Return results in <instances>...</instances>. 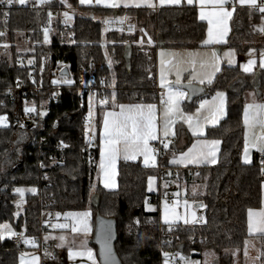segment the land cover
Here are the masks:
<instances>
[{"label": "trees", "instance_id": "1", "mask_svg": "<svg viewBox=\"0 0 264 264\" xmlns=\"http://www.w3.org/2000/svg\"><path fill=\"white\" fill-rule=\"evenodd\" d=\"M67 8L77 10L69 28L60 19H54L55 12ZM5 13L0 3V33H4L0 35V116H6L8 121L7 127H0V225H12L15 233L25 228L36 242L40 239L45 242L51 256L44 257L43 264H70L65 249L42 239L40 219L48 210L64 213L90 209L94 226L112 221L115 232L112 248L121 264H164L162 250L170 245L164 243L168 234L177 235L179 240L173 247L186 257L196 253L201 258L211 251L216 254L218 264H246L244 252L253 239L259 240L260 252L264 251V235L248 233L249 210L262 206L260 155L255 154L250 165L242 161L245 96L252 91L259 96L264 94V70L259 67L252 73H244L239 66L225 65L211 84L197 85L203 90L191 95V103L183 104L184 110L191 112L199 100L218 91L227 94V117L206 134L208 139L221 140L219 163L215 167L191 171L170 168L169 151L159 159V166L177 171L172 179L185 184V200L207 205L206 224L192 227L176 224L172 225L175 230L170 231L161 222L160 209L147 211L145 202L148 204L152 198L148 194V179L159 176V171L140 162H120L116 191H106L97 184L102 113L111 107L113 95L108 93L109 104L96 112L99 130L96 145L89 149L92 160L85 150L88 142L82 125L87 110L80 103L77 86L62 87L53 114L43 117L37 114L36 123L26 121L24 108L36 105L39 111L51 96L54 57L64 58L77 79L83 71L94 72L97 79L106 76L110 82L113 76L116 105L156 102L153 91L158 76V50L198 48L206 38L208 26L200 21L196 7L184 4L156 11H114L81 7L78 0H66V4L53 0L38 6L34 2L23 7L16 3L7 11L6 20ZM125 14L127 21L136 26L135 34L105 32V20L120 19ZM261 15L248 7L236 8L228 42L219 50L234 49L241 57L253 49H263L264 33L255 30ZM47 25H50L49 44L44 40L43 27ZM27 30L32 37L29 44L23 39ZM141 40L143 44L139 43ZM128 45L132 47L130 61L124 58ZM50 57L44 92L28 97L17 92L11 100L9 91L16 81L29 82L30 68L18 61L34 59L40 64L42 58ZM178 130L181 134L186 128L179 125ZM59 140L66 145L64 159L56 147ZM18 187L36 188L37 192L26 194L24 213L16 220L20 195L14 189ZM92 246L100 261L98 244L94 241ZM22 253L12 239L0 240V264H19ZM260 262L264 264V256Z\"/></svg>", "mask_w": 264, "mask_h": 264}, {"label": "snow or ice", "instance_id": "2", "mask_svg": "<svg viewBox=\"0 0 264 264\" xmlns=\"http://www.w3.org/2000/svg\"><path fill=\"white\" fill-rule=\"evenodd\" d=\"M28 0H0V3L13 5L14 3H18L20 5H25ZM80 4H92L93 0H79ZM96 5L103 4L106 7L117 8L120 7L121 3L125 8L128 7H148L151 9H155L157 6H165V5H181L182 0H94ZM195 0H186L188 5H193ZM200 6L199 19L205 20L209 19L211 15L214 17V22L216 24V31L213 33V29L209 28V37L210 39L215 36V42L221 43L223 41V37L229 31L228 21L233 17V12L235 11V5L239 4L240 6H248L252 10H256L261 13V19L264 21V0H198ZM39 4H47L51 3V0H38ZM61 3L66 4V0H61ZM208 4H211L215 9L212 13H207L205 8ZM232 4L233 7L229 9L227 5ZM49 20H51L52 13L49 12ZM66 18L70 19L69 13L65 12L63 14ZM127 17L120 18V23H123ZM109 21H105L108 23ZM213 20L209 19V24H212ZM134 26L129 25V31H132ZM262 33H264V24L260 26L258 29ZM48 29H44V40L48 41ZM144 32L143 29L140 30ZM0 35H4V33H0ZM147 35V33H145ZM139 43L143 44V40L139 41ZM148 43L151 44L152 41L149 38ZM205 44L209 43L208 40L204 41ZM7 47V45H5ZM163 56L164 53L162 52ZM229 57H231L232 53H226ZM213 74L208 76H202L199 71H197L195 67V62L191 61L192 71L188 78V83L186 85L181 83V74L183 71H186L184 67V61H169L167 66H165V61H161V79L162 83L165 79V72H175L176 79L175 81L169 83V93L168 100L164 103L166 104L165 108V116L166 119L163 122V136L169 137L175 136L176 133L171 131V125L174 123L173 117L176 115H180L181 118L188 123L189 128L192 129L193 135H203V126L204 124H210L212 126L217 125L220 120L226 115L225 109V93L218 91L216 95L212 98V101L209 102L207 100H202L200 102V107L197 109V114L195 118L193 116H183L177 105L179 101L184 99L185 97H189L191 94H194L198 91H202L203 89L199 88L193 81H196L199 85H203L206 82L211 84L213 82V75L215 72H219L220 68L215 66V60L217 57L215 53H213ZM31 63V61H29ZM233 63L232 59H228V64L231 65ZM255 60L249 59L247 64L242 65L244 72H251L252 67L255 65ZM261 68H264V53H261L260 57V65ZM73 81L68 80L66 83L71 84ZM103 83V82H102ZM19 86V84L17 85ZM187 88L189 91L185 92L183 89ZM94 95V94H93ZM113 101L115 99L114 95L112 97ZM92 96H90V106H89V118L92 116V107H91ZM101 104H106L107 100L102 99ZM155 105H119L120 111L119 113L107 112L105 114V118L103 121V133L101 137V145H100V156H101V170L105 175L104 187L105 188H114L116 187L115 181L113 180L115 173V164L116 161L120 158H123L125 161L135 160L137 156L143 155L144 157V165L148 166L149 164L155 166L156 165V157L153 154V150L150 149L149 141L156 140L157 135L154 126V118H153V110L155 109ZM204 110V113L201 112ZM24 112L26 115L35 113V107L24 108ZM41 117L46 115L44 112L37 113ZM243 122L245 126V136H244V153L242 157V161L245 164H250V149L255 148L257 152H259L262 156L260 161V171L264 174V103H248L244 108V116ZM7 117L0 116V127H7ZM23 127V125H21ZM256 127L261 129L260 134H256L254 131ZM249 130L251 131V135L249 134ZM87 131V129H86ZM171 141H167L163 143V148L168 149L169 143ZM221 140L219 139H204L199 144H194L191 148L188 149L187 152L181 153L179 158H174L169 161L172 164H216L218 161V152L220 151ZM62 146L63 142H61ZM43 166V165H41ZM155 178L149 177V190H151L152 182ZM28 191L32 193H36V188H30ZM14 192L19 194L21 197L24 195L25 189L23 188H15ZM196 187H193V193L195 194ZM19 204L17 207L19 208ZM184 206L186 212L181 215L176 213L173 209L168 207V204L165 203L163 208V215L161 220L164 224L169 226V230H171L172 225L178 221L183 220L184 224L190 223H204L207 221L203 215H197V208L203 209L206 208L207 205L203 203H195L189 204L187 200L184 201ZM145 208L148 210L150 205L145 202ZM59 215V213L57 214ZM66 218L71 217L72 225L71 231L73 233H84L85 236L91 231L90 224L88 222L90 217V212L83 213H66L64 214ZM249 229L251 232L252 228V217H258V224L260 226L261 234H264V211L259 213H253L249 210ZM139 224V220L136 221ZM60 228L68 227L67 224L58 225ZM0 240L4 239V234L8 233L10 236L16 235V233L12 230V228L5 224L0 225ZM112 229L110 222L101 221L96 233L97 242L100 243V256L103 259L104 264H118L116 257L113 254L111 240H112ZM61 241L64 240L63 237H60ZM28 242V241H26ZM164 243H170V241H165ZM58 246H63L58 245ZM80 251L73 252L71 249L69 250V258L73 255L84 256L87 255L89 259L93 261V264H96L94 254L90 248L87 247V240H82L80 243ZM207 255V254H206ZM264 256V251L260 252L256 259H260ZM164 264H169L170 254L167 252L163 253ZM182 260L185 261V264H198V262L191 261L187 257H181ZM23 264V260H22Z\"/></svg>", "mask_w": 264, "mask_h": 264}, {"label": "crops", "instance_id": "3", "mask_svg": "<svg viewBox=\"0 0 264 264\" xmlns=\"http://www.w3.org/2000/svg\"><path fill=\"white\" fill-rule=\"evenodd\" d=\"M53 1V0H51ZM28 2H34L37 5H40L38 3V0H28ZM27 2V3H28ZM79 2V0H78ZM155 2V0H154ZM188 5L186 3V0H182L181 5ZM79 5L81 7H89V8H102V9H107V10H114V11H118V10H129V9H150V10H159L161 8L164 7H175L177 5H165V6H157L155 9H151L148 7H128L125 8L123 6V4L121 3L120 7L117 8H111V7H106L103 4L101 5H96L94 0L92 4H80ZM179 5V6H181ZM189 6H194L197 8L198 10V16L200 13V6H199V2L198 0H195L193 5H189ZM227 7H229V9H231L233 7L232 4L227 5ZM241 8V7H248V6H240L239 4L235 5V10L236 8ZM249 8V7H248ZM205 11L207 13H212L213 11H215V9L212 7L211 4H208L205 8ZM65 12L69 13V17L70 19L66 18L63 14ZM235 11L233 12V17H234ZM57 16L59 17V19L61 20V22L63 24H69L72 25L74 23V19H75V11L71 8H67L64 11H61L57 14ZM233 17L227 22L228 23V27H229V31L227 32V34L223 37V41L221 43H216L215 42V36H213L211 39L209 37V28L211 27L213 29V33H215L216 31V24L214 22V17H212L211 15L209 16V19L213 20L212 24H209V19H205V20H200L202 22H205L208 26V30H207V35L204 41L208 40L209 43L205 44L204 41L202 42L201 46L198 48H192V49H171V48H162L159 49L157 52V72L158 77L161 79V61H165V66H167L168 62H176L178 60L180 61H184V67L186 68V71H183L181 74V82H184V77L187 76V74H190L192 71V64L191 61L195 62V67L197 69V71L200 72V74L202 76H208V75H212L213 74V53H215V56L217 57V59L215 60V66L221 69L223 68V66H239V68L241 67L242 63H247L249 59H253L255 60V62L257 63L256 68H254V66L251 70V72H244L243 69H240L241 71H243L244 73H252L254 72L258 67L262 70H264V68H261L260 65V56L261 53H264V48L261 50H256L253 49L251 50L248 54L243 55L241 57H239V61L237 62L236 59H232L233 63L231 65L228 64V61L225 57V55H223L224 53H230V51H234L228 48H223L222 50H219L218 47H224L227 42H228V38L229 35L231 33V22L233 20ZM259 26V23L255 25V30L256 27ZM257 32H260L259 30H256ZM50 34V32H49ZM50 40H51V36H50ZM194 51V52H193ZM197 51V52H195ZM200 51V52H199ZM164 53V55L162 56L161 53ZM192 53H199V54H195L197 55V59L193 56L194 54ZM219 53V54H218ZM236 53V52H235ZM221 54V55H220ZM254 54V56H252ZM229 57V56H228ZM231 58V57H229ZM237 63V64H236ZM236 64V65H235ZM258 66V67H257ZM219 71V72H220ZM219 72H215L213 75V81L216 77V75ZM165 79L162 83V79L160 80V84L162 87H164L166 89L165 91V95L163 96V99L160 102H154V103H149L152 105H155V109L153 110V118H154V126H155V131H156V135H157V139L156 140H151L149 141V146L150 149L152 150V146L155 145L158 142L161 141H167V140H171V145H170V149H169V161H171L174 156L176 158H179L181 153L183 152H187L189 148H191L194 144H199L201 141H203L204 139H208L206 138V134H207V130L209 128L212 127H216L218 126L226 117H227V94L225 93V109H226V115L220 120V122L215 125L212 126L210 124H204L203 126V135H193V131L192 129L189 128L188 123H186L180 115H176L173 117L174 123L171 125V131L175 132L176 135L175 136H169V137H164L163 136V122L166 119L165 116V108H166V104L164 103L165 101L168 100V93H169V87L167 88V86H165V84H169L170 82L175 81L176 76H175V72L171 71V72H165ZM189 77V76H188ZM194 84H198L196 81H193ZM208 83L206 82L204 85H207ZM185 92H187L185 90ZM216 94H214L213 96L209 97V98H205L202 100H207L209 102L212 101V98L215 96ZM263 95V96H262ZM186 98V97H185ZM246 98V104L248 103H264V94H261L260 96L252 91L246 94L245 96ZM202 100H199L197 102V106L196 108L191 111V112H187L186 110H184L183 108V104L186 102H184V99H182L181 101H179L177 107L180 110V112L182 113L183 116H193L195 118L196 114H197V109L200 107V102ZM149 104H141V103H136V104H122L125 106H129V105H149ZM120 108L119 105H111L110 108L105 109L102 113V121H101V127H100V133H99V145H101V137H102V133H103V121L105 118V114L107 112H113V113H119ZM202 113H204V110H201ZM193 113V114H191ZM206 114V113H204ZM183 125L186 128L185 132H181V134L179 133L178 127L179 125ZM246 131V129H245ZM251 131L249 130V134L251 135ZM256 134H260L261 133V129L259 127H256L255 130ZM190 138H192V140H190ZM211 140V139H209ZM220 151H221V144H220ZM220 151L218 152V161L216 164H201V165H195V164H172L169 163V167L170 168H174L176 170H199L200 168L203 167H215L218 163H219V158H220ZM244 153V150H243ZM255 154H259L260 157L261 154L259 152L256 151L255 148L250 149V158H251V163H253V158ZM243 157V154H242ZM121 161H125L123 158H120L116 161L115 164V175L113 177V180L115 181L116 187L114 188H105L104 187V180H105V175L103 173V171L101 170V156H100V146H99V166H98V175H97V184H99L100 187H102L104 190L106 191H116L118 189V170H119V164ZM159 159H156V165L153 166L151 164H149L148 166L144 165V157L143 155H139L137 156V158L135 160H128L126 162H140L143 166L148 167V168H156L158 169L159 167ZM245 164V163H244ZM250 164H246V165H250ZM155 179L152 182V187L151 190H149V183H148V194L150 196L156 197L158 195H160V197H162L163 195H165V190H163L164 184L162 183V181L159 180L158 176H152ZM149 181V179H148ZM175 183V201H176V205L174 206H169L170 209H173L176 213H179L181 215H183L186 212L185 206H184V201H185V195H186V187L185 184L183 183ZM162 203V202H161ZM161 203H151L148 202V205L154 207V209H152V211L150 212H154V211H159L160 209V215L162 217L163 215V209H161ZM189 204H194V202L188 201ZM196 203V202H195ZM180 205V206H179ZM196 213H197V209ZM90 212V217H89V224L91 227V231L87 234V236H85L84 233H73L71 231V225H72V219L71 217L66 218L64 214L66 213H83V212ZM253 213H259L261 211H264V174L262 176V206L259 209H254L251 210ZM249 213V212H248ZM198 215V214H197ZM60 223L61 224H67L68 227L63 228L60 231H51L50 233L45 234L44 236H42L43 240H46L48 242H51V244H53L54 247H57L58 249H65L67 251V254L69 253V250L71 249L73 252L76 251H80V243L82 240H87V247L90 248L94 254V258L96 261V264H100V261L98 260L97 256H96V251L94 250L92 244L94 243V240L92 238L94 232H95V226H94V222H93V213L91 210H85V211H68V212H64V213H60ZM162 222V220H161ZM163 223V222H162ZM164 224V223H163ZM176 224H182L184 226H196L198 224L201 223H190L185 225L183 220H178L176 221L173 225ZM166 225V224H164ZM248 233L250 236H262L264 234H261L260 232V226L258 224V217L253 216L252 217V228H251V232L249 229V216H248ZM60 237H63L64 240L61 241ZM63 245V246H58V245ZM260 242L259 240L253 239L251 241H249L247 248L245 249L244 252V256H245V260L246 258H250L251 256H253L254 258L258 256V254L260 253ZM69 257V254H68ZM44 257L42 256V254L39 251V243H32L31 248H29L28 250L23 251V253L20 255L19 258V264H22V260H23V264H43V259ZM258 261V264L260 263V259H256ZM70 264H93V261L91 259H89L87 257V255L84 256H79V255H73L71 258H69Z\"/></svg>", "mask_w": 264, "mask_h": 264}, {"label": "built area", "instance_id": "4", "mask_svg": "<svg viewBox=\"0 0 264 264\" xmlns=\"http://www.w3.org/2000/svg\"><path fill=\"white\" fill-rule=\"evenodd\" d=\"M18 4V3H17ZM16 3L13 5H7L1 3V8L6 11L4 20L8 18V13L7 11L14 7ZM20 5V4H19ZM24 5H20V7H23ZM35 6H38L35 4ZM57 13L55 12L54 15ZM123 17H127L125 14ZM105 21H109L108 23L104 22V30L105 32L108 33H124V34H129L133 35L136 33V26L134 24H131L127 21V19L123 22L120 23V19L117 18H110ZM129 25L134 26L132 31H129ZM65 28L71 27L69 24H64ZM47 28L50 30V25L44 26L43 29ZM50 31H48L49 33ZM31 34L30 31H25L23 34V39L26 44L31 43ZM52 58H44L41 60V63L39 64L36 60L31 59L26 61L25 59H20L18 62L22 66H27L30 68V76H29V82H26L24 80H17L15 85L10 89L9 91V97L11 100H14L15 94L17 92H21L24 96H31V95H37L39 96L42 92L45 90V77H46V68L48 65H50ZM31 61V63H29ZM93 64H95L93 62ZM67 68L70 76H64L62 75V71ZM52 74L54 76L53 80L55 82H59L60 85H54L52 88V93L50 98L43 102L44 105L39 109H37L36 105H33L36 109L35 113H31L26 115V121L28 122H33L36 123L38 122L39 117L37 116L38 112H44L46 115H50L54 113V107L59 104L60 102V94L62 91V87H74L77 86V94L80 98V103L82 106H84L87 110L85 116L82 119V125L85 129H87L88 137H89V142L88 145L86 146L85 150L89 155V159L92 160L93 155L90 153V147L96 145V135L98 133V126L96 123V112L97 109L100 108H105L109 104V96L108 93L111 94L113 91H115V86L114 83L112 86L110 85L109 78L106 76H103L99 79H97L96 75L94 72H87L83 71L79 78H76L75 73H73L71 65L66 62L64 58L57 59L55 58V62L52 68ZM63 80L68 81L71 80L73 81L71 84L64 82L62 84ZM103 82V83H102ZM19 84V86H17ZM166 89L161 86L159 77L157 76L154 81V91H153V99L156 102H160L163 99V96L165 95ZM94 94V95H93ZM90 96H92V101H91V107H92V116L89 118V106H90ZM106 99L107 103L106 104H101V100ZM30 106V107H33ZM45 116V115H44ZM169 141V140H167ZM164 141V142H167ZM171 141V140H170ZM61 140L57 141L56 147L59 150L62 159H64V153H65V146L61 145ZM171 144V142L169 143ZM64 145V142H63ZM170 149V145L168 149L163 148V143L158 142L155 145L152 146L153 154L155 155L156 159H161L165 157ZM262 157H259V160L261 161ZM159 171V180H164L165 184L163 187V190H165V195L160 197V195L151 198L149 202L151 203H161L165 202L169 206H174L176 205L175 201V183L172 177L176 175V170H170L169 168H166L165 166H159L158 167ZM47 206V205H46ZM161 208V207H160ZM206 208L200 209L197 208V214L203 215L205 214ZM59 213V215H57ZM60 212L54 211V210H48L44 214V216L40 219V233L43 235L50 233L51 231H60L63 228L58 227L60 225ZM169 230V229H168ZM175 226L171 227L170 231H174ZM12 241L23 251L28 250L31 248L32 243H36L35 239L29 234V231L26 229L16 233L12 238ZM179 240L177 235H170L168 234L166 236L165 241H170V243H165V244H170L167 248L162 250V252H167L170 254V260L169 264H185V261L181 259V257H186L183 253L179 252L177 249L173 247V243ZM28 241V242H26ZM39 243V251L42 254L43 257H49L51 256L50 250L47 248V244L45 242H42L41 239L38 241ZM188 258V257H187Z\"/></svg>", "mask_w": 264, "mask_h": 264}, {"label": "rangeland", "instance_id": "5", "mask_svg": "<svg viewBox=\"0 0 264 264\" xmlns=\"http://www.w3.org/2000/svg\"><path fill=\"white\" fill-rule=\"evenodd\" d=\"M71 9H73L75 12H77V10H75L74 8H71ZM54 19L56 20V19H59V17L58 16H55L54 15ZM262 24H264V21H262V19L260 20V22H259V26L258 27H256V30H258L259 28H260V26L262 25ZM73 25V24H72ZM50 31V30H49ZM259 33H262L261 31L259 32ZM46 44H49L50 43V34L48 33V41L47 42H45ZM228 49H230V48H228ZM231 50H234V49H231ZM194 52V51H193ZM195 52H197V51H195ZM200 52V51H199ZM236 51L234 50V51H230V53H232V55H231V59H236L237 60V62L239 61V56L237 55V53H235ZM192 54H194L193 56L197 59V55H195V54H199V53H192ZM219 54V53H218ZM226 53H224L223 55H225ZM221 55V54H220ZM252 56H254V54L252 55ZM225 57H226V59H227V61H228V59H229V57H228V55H225ZM261 57V56H260ZM42 59H44V58H42ZM237 64V63H236ZM235 64V65H236ZM245 64H247V63H242L241 64V66L242 65H245ZM256 65H257V63H255V65H254V68H256ZM109 66H111V63H109ZM258 67V66H257ZM254 68H252V69H254ZM240 69H243L242 67H240ZM110 70H111V68H110ZM111 73H112V70H111ZM159 74V73H158ZM190 74H187V76L186 77H184L183 79H184V82H181L182 84H184V85H186L187 83H188V76H189ZM45 79H46V77H45ZM111 82H110V85L112 86V84L113 83H116V80L114 79V77L112 76L111 78ZM160 79V78H159ZM161 80V79H160ZM63 83L62 84H64V82H66L65 80H63L62 81ZM171 83V82H170ZM194 83V82H193ZM53 84L54 85H60L59 84V82L57 81V82H55L54 80H53ZM169 85V84H168ZM168 85L167 84H165V86H167V88H168ZM196 85H199V84H196ZM204 85V84H203ZM184 91L186 90L185 88L183 89ZM187 91V90H186ZM188 92V91H187ZM115 94V91H113L112 93H111V95H114ZM189 99V97H186V98H184V102L185 101H187ZM110 104H112V106L113 105H115L116 104V102L115 101H113V100H111V103ZM191 114H193V113H191ZM7 123H8V121H7ZM182 125V124H181ZM86 130V129H85ZM88 131H86V139H87V142H89V137H88ZM169 145H171V144H169ZM27 193H32V192H30V191H28V189H25V192H24V195L21 197H19L18 198V200H17V202H16V204H19L20 206H19V208L17 207V212H16V214H15V218H16V220L17 219H19L20 218V216L24 213V210H25V207H26V194ZM164 205H165V202H162L161 203V209H163L164 208ZM180 206V205H179ZM152 209H154V207H152V206H150V208L147 210V211H152ZM88 210H90V209H88ZM107 222H110V224H111V227H113V222L112 221H107ZM100 224V223H99ZM99 224H98V226H99ZM3 225H5V224H3ZM7 225H9L11 228H12V230L15 232V229L13 228V226L12 225H10V224H7ZM98 226H95V232H94V234H93V236H92V238H93V240L97 243V241H96V230H97V228H98ZM25 229V228H24ZM2 230V229H1ZM13 236H10L8 233H5L4 234V239H7V238H12ZM182 254V253H181ZM207 254V255H206ZM183 255V254H182ZM238 257V256H237ZM188 259H190L191 261H195V262H198V264H218V261H217V258H216V254L214 253V252H211V251H208V252H206L205 254H204V256L203 257H198V255L196 254V253H190L189 255H188ZM238 260V259H237ZM245 262H246V264H258V261L256 260V257L254 258L253 256H251L250 258H246V260H245ZM259 264H263V263H259Z\"/></svg>", "mask_w": 264, "mask_h": 264}, {"label": "water", "instance_id": "6", "mask_svg": "<svg viewBox=\"0 0 264 264\" xmlns=\"http://www.w3.org/2000/svg\"><path fill=\"white\" fill-rule=\"evenodd\" d=\"M124 58L127 60V61H130L131 60V58H132V47H131V45H128L127 47H126V52H125V55H124ZM53 60H54V62H55V57L53 58ZM62 75H64V76H70V73H69V71H68V69L67 68H65L63 71H62V73H61ZM187 91H189L187 88H185ZM192 95V94H191ZM191 95H190V98L187 100V102L188 103H191L192 101H193V99L191 98ZM99 227V226H98ZM111 229H112V240H111V246H113V241H114V238H115V232H114V227H111ZM97 230H98V228H97ZM97 230H96V233H97ZM96 241H97V239H96ZM97 244H98V246H99V255H100V249H101V245H100V243H98L97 242ZM112 250H113V248H112ZM113 254H114V256L116 257V260H117V262H118V264H121L120 263V261H119V259H118V257H117V255L114 253V251H113ZM100 264H104V262H103V259L101 258V256H100Z\"/></svg>", "mask_w": 264, "mask_h": 264}, {"label": "bare ground", "instance_id": "7", "mask_svg": "<svg viewBox=\"0 0 264 264\" xmlns=\"http://www.w3.org/2000/svg\"><path fill=\"white\" fill-rule=\"evenodd\" d=\"M60 153V152H59Z\"/></svg>", "mask_w": 264, "mask_h": 264}]
</instances>
